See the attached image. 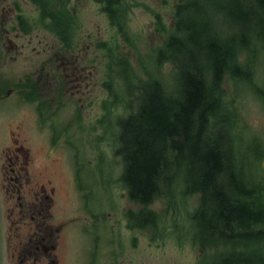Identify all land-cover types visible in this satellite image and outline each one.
Masks as SVG:
<instances>
[{"label":"rangeland","instance_id":"obj_1","mask_svg":"<svg viewBox=\"0 0 264 264\" xmlns=\"http://www.w3.org/2000/svg\"><path fill=\"white\" fill-rule=\"evenodd\" d=\"M121 2L125 7L122 29L95 0H0V95L11 88V92L22 87L27 90V76L34 77L39 85L32 97L35 103L21 100L15 93L0 99V167L1 148L14 131L56 187L57 215H83L74 223L91 226L90 216L84 213L87 207L95 206L99 220L114 223L117 264H214L218 252L229 247H205L197 241L191 216L198 205L197 194L183 196L177 192L171 198H155L146 207L155 214L144 233L124 227L126 210L145 208L129 200L121 180L123 157L116 153L118 117L136 109L140 92L137 86L129 94L125 90L119 62L125 59L131 66L133 82L157 76L170 83L176 66L170 61L157 63L155 57L174 33L177 7L184 0ZM236 2L242 6V0H191L193 9L209 18L210 36L224 40L241 35L245 39H234L236 53L231 62L245 65L253 77L246 81L224 74L222 99L224 111L232 115L226 130L230 128L232 134L235 128L245 136L237 150L239 162L246 164L255 145L264 154V27L254 29L249 12L245 22L238 20L236 16L247 10L230 12ZM45 3L52 16L62 21L60 28L53 25L50 16H41L39 8ZM253 7L258 13L257 2ZM248 20L251 24L246 23ZM44 92L48 95L43 96ZM48 107H60L53 122L41 114ZM46 119L58 132L48 128ZM255 166L264 175V156ZM244 169L250 168L246 164ZM4 193L0 185V263L10 264V210L2 213L9 206ZM68 243L63 258L65 253L71 256L72 240ZM87 245L84 235L74 236L73 264H98L99 256L88 253Z\"/></svg>","mask_w":264,"mask_h":264},{"label":"trees","instance_id":"obj_2","mask_svg":"<svg viewBox=\"0 0 264 264\" xmlns=\"http://www.w3.org/2000/svg\"><path fill=\"white\" fill-rule=\"evenodd\" d=\"M95 1L122 29L125 7L121 0ZM242 1V6L236 2L229 11L247 10L236 16L238 20L245 22L247 13H252L254 29L261 30L264 0ZM42 5L41 16H50L60 28L62 21L52 16L47 3ZM176 12L174 33L155 57L157 63L170 61L176 66L170 83L157 76L133 82L131 66L125 59L119 62L128 94L133 86L140 89L136 109L118 117L116 153L124 161L121 180L129 200L145 208L132 212L131 224L153 222L155 212L146 207L155 198H171L177 192L197 194L198 205L191 215L197 241L205 247H229L218 252L214 264H264V175L255 166L264 156L263 149L256 145L250 149L245 162L250 169L245 171L237 150L245 136L235 128L232 134L230 128L226 130L232 115L224 111L222 99L224 74L246 81L253 77L245 65L231 62L236 53L234 39H245L210 36L209 18L193 9L191 0H184ZM241 247L248 249L238 251Z\"/></svg>","mask_w":264,"mask_h":264},{"label":"flooded vegetation","instance_id":"obj_3","mask_svg":"<svg viewBox=\"0 0 264 264\" xmlns=\"http://www.w3.org/2000/svg\"><path fill=\"white\" fill-rule=\"evenodd\" d=\"M10 48L15 49L14 46ZM31 78L29 76L26 78L27 90L22 87L11 92V88L5 92V95H0V99L15 93L21 100L26 98L35 103L32 97L35 94V87L38 88L39 85L33 80L34 77ZM45 95L48 94L44 92L43 96ZM59 109L60 107H48L44 111L42 110V113L39 109L38 111L41 114L44 113L46 118H50V121L53 122V115L58 114ZM47 119L48 128H51L52 132H58L56 131L57 126L49 123ZM22 141L16 132L11 131L7 145L1 148L0 185L5 190L6 202H9V206H6L2 213L10 210V222H7L10 224L8 229L11 234L10 238H7L10 264H73L72 256L76 250L74 236L77 233L87 238V252H94L95 255L99 256L98 264H117L115 263L114 223L110 222L109 219L107 222L99 220L96 217L98 211H94L95 206L87 207L88 210L84 213V215L90 216L91 226L74 223V220L83 217V215H71L67 218L57 215V212L54 211L57 199L56 187L50 184L51 179L37 164V157ZM49 147L52 149V144ZM74 175L78 181L76 174ZM138 211H131L130 209L125 211L126 226L124 227L144 233L143 231L148 225L146 220H137L131 224L132 212ZM71 240V256L69 258L65 253V258H63L62 252L67 249L68 242ZM122 245L121 250L123 252ZM1 259L0 253V261ZM89 259L91 260L90 255Z\"/></svg>","mask_w":264,"mask_h":264}]
</instances>
